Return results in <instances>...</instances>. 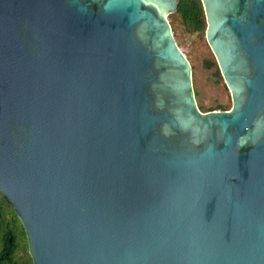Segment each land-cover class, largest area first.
Instances as JSON below:
<instances>
[{
  "label": "water",
  "instance_id": "95a60500",
  "mask_svg": "<svg viewBox=\"0 0 264 264\" xmlns=\"http://www.w3.org/2000/svg\"><path fill=\"white\" fill-rule=\"evenodd\" d=\"M180 0H0V193L32 264H264V0H201L230 110L202 112Z\"/></svg>",
  "mask_w": 264,
  "mask_h": 264
},
{
  "label": "trees",
  "instance_id": "16d2710c",
  "mask_svg": "<svg viewBox=\"0 0 264 264\" xmlns=\"http://www.w3.org/2000/svg\"><path fill=\"white\" fill-rule=\"evenodd\" d=\"M179 19L184 29L190 33L205 34L207 22L201 0H180L177 11L169 16ZM175 36V31L173 29ZM209 68H217L215 74L221 77L218 65L207 62ZM214 110H229L220 106ZM207 111V112H208ZM0 264H32L23 226L14 209L0 193Z\"/></svg>",
  "mask_w": 264,
  "mask_h": 264
},
{
  "label": "rangeland",
  "instance_id": "374dc122",
  "mask_svg": "<svg viewBox=\"0 0 264 264\" xmlns=\"http://www.w3.org/2000/svg\"><path fill=\"white\" fill-rule=\"evenodd\" d=\"M169 21L180 49L192 65L193 86L200 110L207 112L220 106L230 110L232 107L230 91L223 77L215 74L217 68H209L207 64L211 61L216 64L217 62L205 34L187 32L180 20L175 17H169Z\"/></svg>",
  "mask_w": 264,
  "mask_h": 264
}]
</instances>
